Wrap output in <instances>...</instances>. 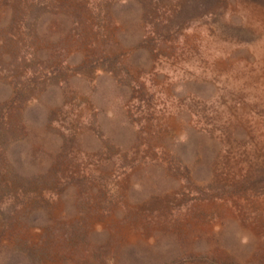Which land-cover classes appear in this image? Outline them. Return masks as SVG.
Segmentation results:
<instances>
[{
  "label": "rangeland",
  "instance_id": "1",
  "mask_svg": "<svg viewBox=\"0 0 264 264\" xmlns=\"http://www.w3.org/2000/svg\"><path fill=\"white\" fill-rule=\"evenodd\" d=\"M0 264H264V0H0Z\"/></svg>",
  "mask_w": 264,
  "mask_h": 264
}]
</instances>
